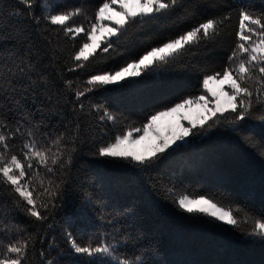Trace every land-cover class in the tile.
<instances>
[{
	"label": "snow or ice",
	"instance_id": "snow-or-ice-1",
	"mask_svg": "<svg viewBox=\"0 0 264 264\" xmlns=\"http://www.w3.org/2000/svg\"><path fill=\"white\" fill-rule=\"evenodd\" d=\"M149 26L180 30L118 68L85 80L67 75L112 59L131 34ZM229 37L233 44L220 67L193 64L192 58L224 48ZM181 63L201 73L199 94L156 110L139 125L122 123V116L90 95ZM197 109L191 119L188 113ZM249 121L264 126V5L249 0L235 7L227 0H102L89 14L85 4L0 0V264H32L30 254L35 259L37 253L38 264H55L47 258L55 241L47 249L37 243L43 244L44 234L54 228L65 194L80 179L76 172L82 154L124 161L143 174L191 146L187 137L220 126L235 130ZM17 139L18 145L13 143ZM165 192L183 213L264 243V209L256 215L227 194L197 195L167 186ZM84 199L94 203L87 191ZM105 207L101 203L102 212ZM20 214L26 226L17 222ZM120 215L108 213L110 229L99 243L91 238L81 243L67 233L71 252L83 264H151L143 251H125L140 236L120 233ZM124 216L125 223L131 220Z\"/></svg>",
	"mask_w": 264,
	"mask_h": 264
},
{
	"label": "trees",
	"instance_id": "trees-1",
	"mask_svg": "<svg viewBox=\"0 0 264 264\" xmlns=\"http://www.w3.org/2000/svg\"><path fill=\"white\" fill-rule=\"evenodd\" d=\"M59 2L67 6L85 4L91 14L102 0ZM227 2L235 7L246 0ZM249 2L255 6L264 5V0ZM202 11L207 15L208 10ZM81 19L78 17L77 22ZM179 30L149 26L136 31L112 59L67 75L85 80L95 72L118 68ZM232 44L233 38L229 37L224 48L203 57H194L192 62L196 66L208 63L218 68ZM68 50H71L70 44L66 46ZM200 79L201 73L191 71L181 63L158 75L141 76L137 82L124 81L90 95L94 102L122 116V123L139 125L156 110L185 96L199 94ZM188 141H191V146L186 145L182 151L143 174L137 173L124 161H109L82 154L76 172L80 179L65 194L54 228L44 234V242H38L37 248L47 249L54 240L55 247L48 249L47 258H53L55 264H83L82 258L71 252L66 241L67 233H72L81 243H86L89 238L99 243L110 229L108 213L118 212L121 213L118 217L121 221L118 225L120 233L140 236V240L130 242L125 251L135 248L138 255L143 251L144 258L151 264H264V243L251 240L207 218L183 213L165 192L167 186L197 195L209 192L227 194L234 202L246 205L259 215L264 209V154L261 147L264 145V126L257 121L241 122L235 130L220 126L205 135L189 136ZM98 142L102 141L98 139ZM13 143L18 145L19 139ZM88 151V147L83 149L84 153ZM85 191L92 194L94 203L89 204L84 199ZM101 203L107 206L103 212ZM124 213L131 216L127 223L124 222ZM102 215L105 219H101ZM16 220L23 226L27 225L23 214L18 215ZM248 227L250 225L245 226L246 230ZM120 233H116L117 238H120ZM128 254L131 255V251ZM30 259L32 264H38L39 253L35 259L30 254Z\"/></svg>",
	"mask_w": 264,
	"mask_h": 264
},
{
	"label": "rangeland",
	"instance_id": "rangeland-1",
	"mask_svg": "<svg viewBox=\"0 0 264 264\" xmlns=\"http://www.w3.org/2000/svg\"><path fill=\"white\" fill-rule=\"evenodd\" d=\"M199 111H200L199 109L194 110L193 112L188 113V115H189V117H190L191 119H195V118H196V115H197V113H198ZM184 123H185V125H187V121H185ZM165 126H166V122H165L164 124H162V130L164 129ZM186 139L188 140V137H187Z\"/></svg>",
	"mask_w": 264,
	"mask_h": 264
}]
</instances>
